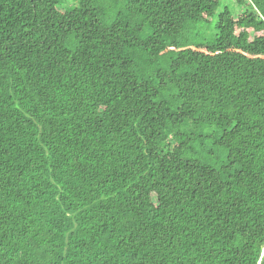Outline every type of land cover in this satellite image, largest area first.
Segmentation results:
<instances>
[{"label":"trees","instance_id":"trees-1","mask_svg":"<svg viewBox=\"0 0 264 264\" xmlns=\"http://www.w3.org/2000/svg\"><path fill=\"white\" fill-rule=\"evenodd\" d=\"M0 0V264H264V0Z\"/></svg>","mask_w":264,"mask_h":264},{"label":"rangeland","instance_id":"rangeland-1","mask_svg":"<svg viewBox=\"0 0 264 264\" xmlns=\"http://www.w3.org/2000/svg\"><path fill=\"white\" fill-rule=\"evenodd\" d=\"M219 8L207 21H203L202 23H197L192 27V36L196 38L198 41H206L209 40L216 34L215 24L217 22V14L218 11L225 7L228 8L232 13L237 14L238 12H242L243 10L248 9L247 3L237 4L234 0H219Z\"/></svg>","mask_w":264,"mask_h":264}]
</instances>
